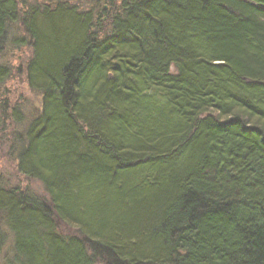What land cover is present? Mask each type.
Here are the masks:
<instances>
[{
	"label": "trees",
	"instance_id": "obj_1",
	"mask_svg": "<svg viewBox=\"0 0 264 264\" xmlns=\"http://www.w3.org/2000/svg\"><path fill=\"white\" fill-rule=\"evenodd\" d=\"M49 1L0 0V51L20 21L42 96L18 170L49 195L0 186V253L11 233L17 264H264V0Z\"/></svg>",
	"mask_w": 264,
	"mask_h": 264
},
{
	"label": "rangeland",
	"instance_id": "obj_2",
	"mask_svg": "<svg viewBox=\"0 0 264 264\" xmlns=\"http://www.w3.org/2000/svg\"><path fill=\"white\" fill-rule=\"evenodd\" d=\"M21 14L32 6L51 4L49 0H17ZM72 4H80L85 10L98 11L104 7L109 8V0H70ZM53 6V5H51ZM96 13V12H95ZM104 15V14H103ZM105 17H103L104 19ZM18 38L16 42L14 39ZM34 57L33 40L24 31L20 21L10 27L8 41L3 51H0V61L11 69V76L0 86V107L6 111L5 130L0 133V186L15 187L21 191L36 195L43 200H49V195L43 184L35 179L22 174L18 170L16 136H18L29 122L37 116L42 108V96L34 91L28 82V64ZM173 71L175 69L173 68ZM22 115V122L17 123L13 112ZM59 230L66 234L78 232L77 228L59 222ZM13 236L8 234L5 248L0 253V264H17L13 260Z\"/></svg>",
	"mask_w": 264,
	"mask_h": 264
}]
</instances>
